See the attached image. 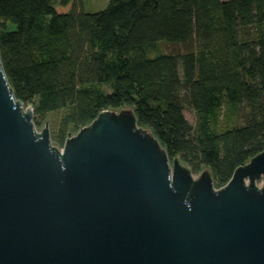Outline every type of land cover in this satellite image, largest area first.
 <instances>
[{
    "label": "trees",
    "instance_id": "obj_1",
    "mask_svg": "<svg viewBox=\"0 0 264 264\" xmlns=\"http://www.w3.org/2000/svg\"><path fill=\"white\" fill-rule=\"evenodd\" d=\"M163 42L189 48L152 55ZM0 51L18 99L42 116L67 109L59 144L102 110L132 108L171 160L208 168L216 187L264 149V0H108L97 12L0 0Z\"/></svg>",
    "mask_w": 264,
    "mask_h": 264
},
{
    "label": "water",
    "instance_id": "obj_2",
    "mask_svg": "<svg viewBox=\"0 0 264 264\" xmlns=\"http://www.w3.org/2000/svg\"><path fill=\"white\" fill-rule=\"evenodd\" d=\"M0 264H264V149L216 187L132 108L102 110L59 149L0 51Z\"/></svg>",
    "mask_w": 264,
    "mask_h": 264
},
{
    "label": "rangeland",
    "instance_id": "obj_3",
    "mask_svg": "<svg viewBox=\"0 0 264 264\" xmlns=\"http://www.w3.org/2000/svg\"><path fill=\"white\" fill-rule=\"evenodd\" d=\"M54 1L57 2L59 0H54ZM83 2H84L85 10L88 12H97L103 10L108 5V0H83ZM188 48H189V44H173V43L163 42L159 44L158 50L152 51L151 54L154 55L157 51L164 53H177V52L183 53L187 51ZM103 88L107 91H110V88L107 85H104ZM24 106L33 109V121L37 127V130L41 131L47 121L50 128V134L51 132H54V134L56 135L58 134L61 118L63 117V115H65L68 112L67 109H62L58 111L49 112L45 116H42L40 114L35 113L32 103L24 102ZM246 112H247V108L242 107L237 120V123L239 125H243L244 123H246V119H247ZM184 113L186 118L189 120V122L195 126L197 124V114L188 104L185 105ZM77 132L78 130H74L71 134H76ZM51 141L59 149H62L64 146V144H59L58 142H56L52 138V135H51ZM200 173H194V177L197 178L200 175ZM261 183L262 181L258 182L259 185Z\"/></svg>",
    "mask_w": 264,
    "mask_h": 264
}]
</instances>
